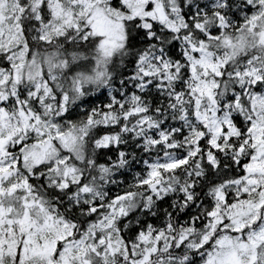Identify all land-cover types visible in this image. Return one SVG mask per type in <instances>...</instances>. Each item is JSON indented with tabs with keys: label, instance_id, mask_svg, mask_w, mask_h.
Returning <instances> with one entry per match:
<instances>
[{
	"label": "snow or ice",
	"instance_id": "1",
	"mask_svg": "<svg viewBox=\"0 0 264 264\" xmlns=\"http://www.w3.org/2000/svg\"><path fill=\"white\" fill-rule=\"evenodd\" d=\"M0 264H264V0H0Z\"/></svg>",
	"mask_w": 264,
	"mask_h": 264
}]
</instances>
